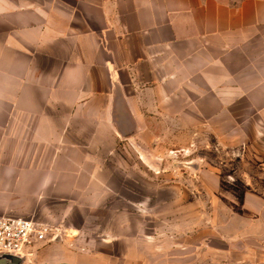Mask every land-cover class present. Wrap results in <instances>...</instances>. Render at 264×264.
<instances>
[{
  "label": "crops",
  "instance_id": "0c3cea01",
  "mask_svg": "<svg viewBox=\"0 0 264 264\" xmlns=\"http://www.w3.org/2000/svg\"><path fill=\"white\" fill-rule=\"evenodd\" d=\"M252 34L264 0H0V216L67 224L121 138L116 94L184 92ZM56 251L37 260L74 264Z\"/></svg>",
  "mask_w": 264,
  "mask_h": 264
},
{
  "label": "rangeland",
  "instance_id": "374dc122",
  "mask_svg": "<svg viewBox=\"0 0 264 264\" xmlns=\"http://www.w3.org/2000/svg\"><path fill=\"white\" fill-rule=\"evenodd\" d=\"M231 43L210 80L130 92L103 190L28 264H264V39Z\"/></svg>",
  "mask_w": 264,
  "mask_h": 264
},
{
  "label": "built area",
  "instance_id": "2783aa9c",
  "mask_svg": "<svg viewBox=\"0 0 264 264\" xmlns=\"http://www.w3.org/2000/svg\"><path fill=\"white\" fill-rule=\"evenodd\" d=\"M57 236L46 224L32 219L0 216V256L30 257L33 252L54 242Z\"/></svg>",
  "mask_w": 264,
  "mask_h": 264
},
{
  "label": "water",
  "instance_id": "95a60500",
  "mask_svg": "<svg viewBox=\"0 0 264 264\" xmlns=\"http://www.w3.org/2000/svg\"><path fill=\"white\" fill-rule=\"evenodd\" d=\"M130 106V102L126 98L125 94L122 92H118L116 94V102H115V109H114V120H115V127L120 135L122 137V134L119 130V127L117 125V120H118V112L120 111L121 106ZM24 262V257L18 256V255H13V254H5L0 256V264H22Z\"/></svg>",
  "mask_w": 264,
  "mask_h": 264
}]
</instances>
